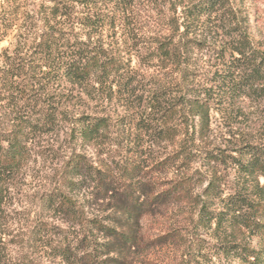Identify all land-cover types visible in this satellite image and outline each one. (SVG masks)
Returning a JSON list of instances; mask_svg holds the SVG:
<instances>
[{"label":"trees","instance_id":"trees-1","mask_svg":"<svg viewBox=\"0 0 264 264\" xmlns=\"http://www.w3.org/2000/svg\"><path fill=\"white\" fill-rule=\"evenodd\" d=\"M245 1L150 0L170 4L172 28L137 63L140 0L1 2L0 42L9 44L0 54V264H42L36 253L123 264L110 247L122 255L139 245L137 225L170 207L183 220L151 243L184 247L176 264H264V136L240 126L254 115L264 124V49ZM62 135L76 147L105 146L101 154L108 147V157L75 149L52 179L25 180L36 153L52 155L44 142ZM151 166L173 173L167 188L143 183ZM29 184L40 212L17 220L27 238L15 258L14 212L30 209L13 206ZM86 191L110 195L121 216L90 214Z\"/></svg>","mask_w":264,"mask_h":264},{"label":"rangeland","instance_id":"rangeland-1","mask_svg":"<svg viewBox=\"0 0 264 264\" xmlns=\"http://www.w3.org/2000/svg\"><path fill=\"white\" fill-rule=\"evenodd\" d=\"M2 1L3 0H0V4ZM242 6L245 8V12L249 13L251 22V32L255 43L264 49V0H246L244 3H242ZM135 12L137 14V28H135L139 31V36L133 44L131 51L134 53V60L137 63L138 59H140L141 61L142 54L147 51V46H150L152 40H154L156 36H159L160 34L164 33L169 34L171 32L170 28H172V26L170 24L169 18L173 16V10L170 4L168 3H162V5H155L150 2V0H140L139 4L136 6ZM121 42L122 39L120 40V44ZM8 44V41L0 42V54L3 48L6 47ZM1 60L2 59L0 57V64ZM254 117L255 115L252 116V121L242 118V120L244 121L240 126H242L245 133H249V137L259 138V136H264V124L260 118L256 119V117ZM221 123V118L217 115L213 124V128L218 133H221V130L223 129V125H221ZM50 140L48 142L45 141L44 144L49 145V147H54L50 150V152H52V155L47 156L44 154L36 153L34 155V158L31 160L29 167L26 170V176L24 179H27L29 183H35V178H37V182L39 183L44 178L48 180H50V178L52 179L53 174L55 173V169H60L73 151H85L93 157L97 155L99 163H101L100 160L106 159L110 150V148L106 146L107 148L105 149V152L101 154L103 150L102 148H105V146L87 145L86 148H82L80 146L76 147L71 142H69L66 139V136L64 135H62L59 140H54V138H51ZM53 141L55 145L53 144ZM170 147L171 149L173 148V143L169 146V148ZM156 171L157 168L154 166L148 168L146 167L142 173L143 183L146 184L147 180H152V185L159 184V186H161L159 187V189L167 188L171 180L174 179L173 173ZM24 182L25 181H23V183ZM199 188L200 186L197 188V191ZM28 192L29 193H26V195L22 198V201L18 203V205L15 204L13 206V209H15L16 211L22 210V212L24 213H26L25 211L30 209V211L26 213L25 216H19L18 213L14 212L15 216L13 217L16 219L15 224L13 225V235H15V238L11 244V250L15 258L16 255L20 254V251L23 247V245H21L22 240L24 238H27L25 234L26 229L24 228L25 231L23 229H20V225L17 224V220L20 221L21 225L22 223H24L25 225L28 223L26 219L30 217L31 214H35V211H33V209L36 210L37 207V212H40L37 203L32 204V198L34 196L32 193L34 192V190L31 189L30 184ZM81 196L83 200L87 202V210L90 212V214L111 216L112 218L121 216L119 213L120 209L118 208V205L116 204L115 200H111L110 195H108L107 198L104 200H98L95 198V194H91L89 191H86L84 196L83 192H81ZM115 210H117L118 213H116ZM163 211H166L168 213L166 215L157 217L146 215L142 219L140 224L137 225L136 231L138 233L139 238L141 239L139 245H136L131 248L128 247V249H126L122 255H119L116 243H114V247H110L111 253H109V256H116V258L124 256V261L122 262L123 264H176L180 260V256L184 247L180 248L174 242H168L165 244L151 243V240L155 241L156 237L159 234L163 233L164 230H167V228H169L170 226L178 227V225H175L174 223L178 224L183 220V214L180 213L176 207H170L167 210L163 208ZM53 223L55 226H59V228L61 229H64L67 226L66 220L61 218H53ZM122 224V228H125L129 232H131L134 228L129 223ZM106 242L109 243L110 241ZM36 254V258H38L42 262V264H63L59 262L58 259L47 257L41 255L40 253Z\"/></svg>","mask_w":264,"mask_h":264}]
</instances>
